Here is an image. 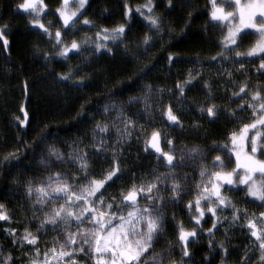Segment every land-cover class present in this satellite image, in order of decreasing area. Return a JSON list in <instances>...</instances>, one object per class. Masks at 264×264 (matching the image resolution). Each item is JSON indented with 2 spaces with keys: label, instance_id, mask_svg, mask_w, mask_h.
<instances>
[{
  "label": "trees",
  "instance_id": "obj_1",
  "mask_svg": "<svg viewBox=\"0 0 264 264\" xmlns=\"http://www.w3.org/2000/svg\"><path fill=\"white\" fill-rule=\"evenodd\" d=\"M59 1L55 0L54 3L58 4ZM22 2L23 0H0V26H7L5 35L9 40L7 50L0 43V203L6 206L12 216L10 223L0 221V245L4 246V254L11 251L15 258L21 253L31 252L28 247L14 248L11 240L6 237L4 228H16L19 232L27 227L30 232L39 236V242L59 233L53 231L50 226H46L44 232L37 231L42 215L37 209L33 216V202L25 192L26 181H35L43 173L44 169L39 162L48 145L60 146L67 153L66 144H72L77 139L82 140L81 147L92 157L90 165L93 174L99 172L101 167H107L104 157L94 155L90 149L95 122L109 123L110 134L104 137L108 144L117 140L115 129L112 127L116 111L110 109L107 114L103 113V105L110 100H115L117 104L124 102V111L134 120H138L137 127L143 125L145 130L150 131L156 127L167 128L158 111L154 109L147 115L137 116L136 113L144 107L143 103L129 105L127 101L130 97L146 94L142 88L143 84L171 90V96L167 92L164 95L166 102L175 105L176 99L183 100L178 106L182 111L178 114L184 128H167V131L172 133L178 150L179 145L191 147L192 144L200 145L203 151L211 150L214 143L220 145L227 141L228 133L236 130L238 123L252 117L247 110L236 112L239 119L234 121L229 112L235 111L239 104L238 100L232 99L231 96L233 92L238 91L236 86L244 82H249V87L264 84V75L256 71L257 59L233 60L232 52H224V55L229 57L228 60L218 59L209 63L211 57L222 52L218 45L227 30L225 24L211 19L210 0H171V6L168 0H152L155 4V15L162 17L161 31H154L141 16L133 15L130 29L120 38L123 42L111 43L113 47L110 53L106 50L100 53L82 50V55L70 53L68 58H57L53 55L54 48L49 38L42 34V30L30 26L29 15L18 8ZM127 2L132 6H143L147 0ZM222 3L224 8H231L229 3ZM83 15L101 27L112 28L125 23L122 0H89ZM94 30L98 31L99 28L91 27L90 31L85 33L92 37L91 32ZM145 34L150 37L148 44L143 42ZM76 35L74 34V39ZM79 38L82 39V35ZM240 48L237 50L241 51ZM44 53H48L51 58L45 59ZM170 53L179 57L171 64L167 59ZM240 63L244 64L246 71L239 70ZM69 72L75 73L72 83L58 80V74ZM189 73L195 77L193 83L196 86L186 88V98H180L175 85L177 81L184 82ZM77 79H82L85 86H72ZM132 81L138 83L130 87ZM203 81H207L211 93L205 90ZM209 95L213 99L209 100ZM157 102L158 96L153 93L149 103L155 106ZM207 103H214L224 109L214 122L210 121L207 115H201L197 111L201 106L206 107ZM22 108L27 111L29 117L26 126L20 125L16 120V117L23 119ZM149 117L154 123L150 122ZM115 127L120 125L116 124ZM46 133L52 135H48L47 139L41 142ZM132 136L133 138L119 149L123 152L121 167L127 169L129 174L110 188L109 192L115 191L117 194L121 185L131 181L132 174L139 178L142 174L148 175L154 170L155 175L165 171L154 155L143 150L142 141L137 139L141 133L133 132ZM11 152H15L19 157L18 163L5 162L3 159ZM195 163L197 168L200 161ZM190 165L176 168L174 171L177 170L180 177L185 174L190 176L194 171L193 162H190ZM56 168L76 171L71 164ZM148 178L152 176L148 175ZM162 195L168 196L169 193L165 191ZM244 196V191L235 192L234 199L238 208H243V200L247 202L249 209L260 208L261 203L247 197L245 199ZM189 200H192V194H182L179 204L166 207L167 235L175 240L176 231L171 221L173 215L177 220L183 221L184 225L194 227L190 222L189 212L184 208ZM233 225L219 222L215 235L209 237L207 229L211 227V221L209 217L201 221V227L196 228L197 237L189 244L191 259L181 257L179 244L174 241L177 249L172 260L177 264H222L224 257L218 245L223 242L224 248L227 249L224 264H241L245 248L248 249L247 256L251 264H259V251L254 238H250L245 225ZM209 240L213 242L211 251Z\"/></svg>",
  "mask_w": 264,
  "mask_h": 264
},
{
  "label": "snow or ice",
  "instance_id": "obj_2",
  "mask_svg": "<svg viewBox=\"0 0 264 264\" xmlns=\"http://www.w3.org/2000/svg\"><path fill=\"white\" fill-rule=\"evenodd\" d=\"M123 2V16L125 23L115 27H101L93 24L87 17H83V12L87 0H72L76 7L74 10L69 8L70 0H61L60 7L55 9L57 19L60 21V27L65 31H79L75 26L79 23L81 26H90L99 28L94 37L84 36L80 41L76 39L67 40L62 35L60 28L54 32L51 29L54 25L49 22L47 25L43 22L42 15H46L48 5L45 0H23L18 5L29 15V25L39 30L42 34L49 37V42L54 41V51L57 56L68 58L69 54L82 55V50H88L94 53H100L102 50L111 52L108 48L109 43L123 42L126 30L130 29L131 18L133 15H139L144 22L154 31H161L162 17L155 15V4L152 0H147L143 6H132L127 0ZM212 11L211 19L216 22L224 23L227 28L218 45L222 52L217 56L210 58L209 63L216 60H228L229 57L224 52H232L233 60L237 58H255L259 60L256 71L264 75V0H228L234 5L233 11L225 9L217 4V0H210ZM171 6V0H168ZM145 13H147L145 15ZM248 30H254L258 39L245 51H238L250 35ZM7 26H0V43L5 50L9 47V40L5 35ZM150 37L145 34L143 42L148 44ZM45 59H50L48 53H44ZM171 64L178 56L169 54L167 56ZM199 63V61H197ZM150 70V69H148ZM241 72L246 71L244 64H239ZM147 74V71L144 72ZM199 75V73H197ZM75 73L58 74V80L61 82H73ZM231 78V73L228 74ZM195 77L188 74L184 82L177 81L175 88L178 97L186 98L185 89L195 87L193 83ZM138 81H132L130 87H133ZM205 90L211 93V88L207 81H203ZM72 86L82 87V79H77ZM237 92H233L231 98L240 100L242 103L235 111H230L229 115L236 121L238 116L236 112L245 110L252 113L251 123H238L237 129L228 133L227 144L212 145L213 150L219 149L225 152L229 157L231 164L234 157L235 166L227 170L224 160L216 155L212 158V167H206L203 159L207 154L198 144L191 147L177 149L173 141L172 133L167 128L183 129L181 117L178 113L182 110L178 107L183 103L182 99H176L175 105L172 102H166L164 95L167 92L172 95L171 90L154 87L151 84H143L142 88L145 95L130 97L127 104L143 103L144 107L136 115H147L158 111V114L167 128H152L150 131L144 129L143 125H138V120H134L124 111L125 103L117 104L115 100L103 105V113L107 114L109 110L116 111V117L112 121V127L115 129L117 140L113 144H108L104 137L110 134L109 123L95 122L92 129L91 153L96 156H103L107 167H101L100 171L93 174L90 165L92 157L88 151H85L81 145L82 140L77 139L72 144H66L68 148L67 155L59 148L48 145L47 151L40 160V166L47 169V173L35 182L28 179L25 184V192L32 203L33 216L38 209L42 214L37 225L38 232H44L46 226H50L53 231H59L63 236V243L58 238H53V247L39 246V236L34 235L25 227L22 231L16 228H4L3 231L8 239L11 240L14 248L28 247L30 253H21L19 256H13L11 251L4 254L0 245V264H79L76 259L79 255L91 257L90 264H163L165 259L171 256V253H156L149 258V252L159 236L165 234V221L168 217L164 209L169 205L179 204L182 194H187V190L177 179V173L174 169L191 166L190 162L200 161L199 176L201 181L195 184L194 199L189 200L184 208L189 212L190 222L194 227L188 229L183 221L177 220L175 215L171 217L172 226L176 231V241L179 244V252L182 258L191 259L189 244L194 242L197 237L196 228L201 227V221L205 216L209 217L211 227L207 229L209 237L215 235L217 224L227 217L218 216V212L225 209L231 211V220L229 226L233 224H242L240 217L245 218L247 232L250 238H254L259 251V264H264V229L258 227L264 224V211L251 214L247 209L238 208L233 200L225 195V190L245 191L246 197L259 201L264 206V84L252 85L244 82L236 86ZM253 88L255 91H253ZM158 96L157 105L150 104L152 94ZM213 99L209 95V100ZM201 115H207L210 121L219 118L218 114L224 111L214 103H207V106H201L197 109ZM23 119L16 117L18 123L26 126L29 123V117L26 110L21 109ZM150 122L154 120L149 117ZM119 124L120 127H115ZM199 127V125H194ZM139 131V141L143 143V150L157 158L158 164H162L167 169L166 174L155 175L154 170L148 175H141L139 183L137 177L132 174L131 181L126 185H121L116 196L108 195L109 189L117 185L128 170L121 167L123 163V152L121 146L133 138L132 133ZM252 132V135L249 133ZM51 133H46L42 138L47 139ZM99 137V138H98ZM62 143H66L63 142ZM163 145V146H162ZM167 148L168 150H165ZM111 149V151H109ZM5 162H19V157L15 152H11L3 158ZM72 164L76 171L67 170L52 171L51 169L64 164ZM217 169V170H213ZM261 179L257 181L256 177ZM206 178V179H205ZM187 180V177H181ZM170 181V183H166ZM239 186H244L239 188ZM162 189L169 195L161 194ZM62 201V203H58ZM203 205V206H202ZM46 209V210H45ZM11 214L6 206L0 203V221L10 223ZM207 222V221H205ZM25 223H27L25 221ZM87 225V227H85ZM244 226V224H242ZM227 234V230H225ZM59 245V248L56 246ZM213 242L209 240V250H212ZM219 248L223 254L222 264L227 258V249L223 242H219ZM171 247V245H169ZM87 249V251H86ZM248 249L241 257V264H251L247 256ZM207 259V257H205ZM170 264H177L171 260Z\"/></svg>",
  "mask_w": 264,
  "mask_h": 264
},
{
  "label": "rangeland",
  "instance_id": "obj_3",
  "mask_svg": "<svg viewBox=\"0 0 264 264\" xmlns=\"http://www.w3.org/2000/svg\"><path fill=\"white\" fill-rule=\"evenodd\" d=\"M55 0H45V3L48 5V8L46 9V15H42V19H43V22L47 25L49 22H51L54 27L51 29V31H55L57 28H60L61 32H62V35L65 36V39L66 41L67 40H71V39H74L73 36L74 34H77L75 36V39L77 41H80L81 39L79 38L81 35H82V38L84 36H88L90 37L89 35H87L85 32H89L91 27L90 26H81V24H77L75 27L77 29H79V31H65V29L61 28L60 27V21L57 19V14L55 13V9L60 7V3H61V0L57 3H54ZM89 0H87L88 2ZM57 2V0H56ZM222 2H227L229 3L227 0L226 1H223V0H217V4L221 7L224 8L223 6V3ZM246 0H241V3H245ZM23 3V2H22ZM57 4V5H56ZM230 4V3H229ZM87 5V4H86ZM85 5V7H86ZM231 5V8L230 9H225V11H233L234 10V5L230 4ZM76 7L75 3H72V0H70V4H69V8L71 10H74ZM23 12H25L23 9H21ZM84 17H87L85 15H83V17H81V20L84 18ZM224 24V23H222ZM95 31V30H94ZM94 31L91 32V35L92 37H94ZM99 31V30H98ZM250 32V35L245 39V42L244 44L241 46L242 48L241 51L242 52H245L250 46L252 43L255 42L256 39H258L257 35L255 34L254 30H248ZM97 31H95L96 33ZM227 32V30H226ZM47 37V36H46ZM49 38V37H48ZM51 45H52V48H54V41L50 42ZM113 47V44L109 43L108 44V48L112 49ZM58 51V49H55V51L53 52V55L56 56L57 58H60V56H57L55 54V52ZM252 59H255V58H252ZM259 64V60L257 59V62ZM262 132H264V129H261ZM253 133L250 132L249 135H252ZM193 145V144H192ZM186 145H179V148H184ZM59 148L61 151H63L65 153V150H63L60 146L57 147ZM65 155H67V153H65ZM224 158L226 156V154H223ZM234 158V157H233ZM261 159H264V157H259ZM226 160L227 162L229 161V159L226 157ZM70 164V163H69ZM194 164V171L193 173L189 176L188 174H185L181 177H187V180L185 179H181V177L179 175H177V179L179 180V182L185 186L186 190H187V195L189 194H192V199H194V195H195V184L200 182L201 181V178L199 176V167L197 166L196 168V163L193 162ZM200 163H198L197 165H199ZM72 165V164H71ZM235 166V162L233 161V163L229 164L228 162V167H234ZM43 168V167H42ZM75 168V167H74ZM231 168H227V170H230ZM44 169V168H43ZM52 171H61V170H64V169H58V168H53L51 169ZM213 170H217V169H213ZM47 169H44L43 170V173L40 177H38L36 180L42 178L46 173H47ZM167 173V170L165 169V171L162 173V174H166ZM175 173H177V170H175ZM161 175V174H160ZM189 178V179H188ZM148 179H152V178H148ZM206 179V178H205ZM257 181H259L261 178L259 176L256 177ZM35 180V181H36ZM34 181V182H35ZM137 183H139V179L137 178ZM166 183H170V181H167ZM244 186H239V188H243ZM166 190L162 189V192L164 193ZM238 191V190H232L231 188L225 190V195H227L228 197H230L233 202L235 203V199H234V194L235 192ZM161 192V194H162ZM113 195V196H116L117 194L115 193V191H110L108 193H106V197L108 195ZM184 195V194H183ZM244 198L246 199V194L244 196ZM251 199V198H250ZM253 200V199H252ZM259 202V201H258ZM58 203H62V201H59ZM260 203V202H259ZM244 206L242 209H247L250 213V218H251V214H256L258 216L259 212L261 211H264V206H260V208H256L255 209H252V208H248L247 205V202L245 200H243V203H242ZM203 206V205H202ZM46 210V209H45ZM164 211H167L166 208L164 209ZM230 210L228 209H225L223 212H218L217 215L218 216H223V217H227V219L221 221L223 222L224 224H227L229 226V221L231 220V213L229 212ZM40 212V211H39ZM41 214V213H40ZM42 215V214H41ZM208 218V216L206 215L204 220H206ZM242 224H244L246 226V223H245V218L242 216L240 218ZM167 222L165 221V234L161 235L158 237V239L156 240V243L153 245V248L152 250L149 252V258L151 256H153L154 254L156 253H168L170 252L171 253V256L168 258V259H165L163 261V264H170L172 258H173V254L176 252V249H177V246H176V243H174V241L176 242V240L174 239V237L172 236H169L167 235V232H168V229H167ZM242 224H239L240 226H242ZM218 225V224H217ZM186 228L187 227H190L191 226L189 224H185L184 225ZM234 226V225H233ZM85 227H87V225H85ZM235 227V226H234ZM258 227L261 228V229H264V224H259L258 223ZM242 228V227H241ZM189 229V228H188ZM59 232V231H58ZM53 238H58L60 243H63V236L61 235V233L59 232L58 234L54 235L53 237H47L46 239L47 240H42L39 242V244L41 245L40 248L43 250L44 247H48V248H51L53 247V244H52V241H53ZM176 238V237H175ZM169 245H171V247H169ZM57 248H59V245L56 246ZM87 251V249H86ZM76 259L79 261V264H90L91 262V257L89 256H86V255H79L76 257ZM27 264V262L25 263ZM149 264H151V260L149 259Z\"/></svg>",
  "mask_w": 264,
  "mask_h": 264
},
{
  "label": "flooded vegetation",
  "instance_id": "obj_4",
  "mask_svg": "<svg viewBox=\"0 0 264 264\" xmlns=\"http://www.w3.org/2000/svg\"><path fill=\"white\" fill-rule=\"evenodd\" d=\"M236 102H237V101H236ZM237 103L240 105V104L242 103V101L238 100ZM245 111H246V110H245ZM249 113L252 114L251 112H249ZM244 120H245V118H244ZM251 122H252V117H251L249 120L245 121V122L242 121L241 123H251ZM227 143H228V140L225 141V142H223V143H221L220 145L227 144ZM204 152L207 154V155L205 156L206 159H203V163H204V165H205L206 167L211 168V167H212V163H211L212 158L215 157L216 155H219V156H221V158L224 160L225 165H226V168H231V167H228V162H227V160H226V157H227L228 159H229V157H228V155H227L225 152L220 151L218 148L215 149V150H213V149H211V150H204ZM214 152L216 153V155H214ZM223 154H226L225 158H224ZM231 159H232V161H234V158H233V157H232ZM232 163H233V162H232ZM244 193H245V191H244ZM258 203H259V202H258Z\"/></svg>",
  "mask_w": 264,
  "mask_h": 264
}]
</instances>
